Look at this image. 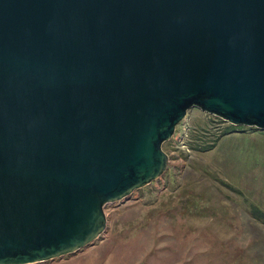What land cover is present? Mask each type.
Returning a JSON list of instances; mask_svg holds the SVG:
<instances>
[{
  "label": "water",
  "instance_id": "1",
  "mask_svg": "<svg viewBox=\"0 0 264 264\" xmlns=\"http://www.w3.org/2000/svg\"><path fill=\"white\" fill-rule=\"evenodd\" d=\"M194 108L264 131V0H0V264L93 244Z\"/></svg>",
  "mask_w": 264,
  "mask_h": 264
},
{
  "label": "rangeland",
  "instance_id": "2",
  "mask_svg": "<svg viewBox=\"0 0 264 264\" xmlns=\"http://www.w3.org/2000/svg\"><path fill=\"white\" fill-rule=\"evenodd\" d=\"M186 113L163 144L165 173L107 204L93 244L39 264H264V224L251 215L264 214V131Z\"/></svg>",
  "mask_w": 264,
  "mask_h": 264
},
{
  "label": "trees",
  "instance_id": "3",
  "mask_svg": "<svg viewBox=\"0 0 264 264\" xmlns=\"http://www.w3.org/2000/svg\"><path fill=\"white\" fill-rule=\"evenodd\" d=\"M219 121H221L220 119H219ZM222 123H223V121H221ZM235 128H237V127H234V126H232V125H229L228 126V130H232V129H235ZM214 145V144H213ZM213 145L211 144V145H205V146H203V147H198L199 149H202V150H207V149H211V148H213ZM229 187V186H228ZM252 216L255 218V219H258V220H260L263 224H264V214L259 210V209H257V208H255V207H252Z\"/></svg>",
  "mask_w": 264,
  "mask_h": 264
},
{
  "label": "built area",
  "instance_id": "4",
  "mask_svg": "<svg viewBox=\"0 0 264 264\" xmlns=\"http://www.w3.org/2000/svg\"><path fill=\"white\" fill-rule=\"evenodd\" d=\"M174 135H175V133H174ZM174 135H173V136H174ZM172 139H173V137H172Z\"/></svg>",
  "mask_w": 264,
  "mask_h": 264
}]
</instances>
